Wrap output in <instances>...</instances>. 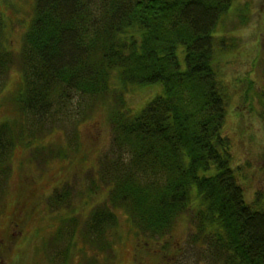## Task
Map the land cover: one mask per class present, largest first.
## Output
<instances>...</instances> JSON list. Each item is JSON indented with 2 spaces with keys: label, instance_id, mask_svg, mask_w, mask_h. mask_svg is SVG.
I'll return each mask as SVG.
<instances>
[{
  "label": "trees",
  "instance_id": "obj_1",
  "mask_svg": "<svg viewBox=\"0 0 264 264\" xmlns=\"http://www.w3.org/2000/svg\"><path fill=\"white\" fill-rule=\"evenodd\" d=\"M25 1L0 0V79L14 68L20 75L0 97L15 116L0 122V169L18 144L34 157L74 164L65 161L70 146L40 144L38 123L77 96L106 97L115 153H105L96 166L109 186L108 204L90 209L83 242L103 250L98 240L121 216L138 246L149 250L154 238L168 243L176 221L197 204L210 260L264 264V205L246 200L232 164L223 127L229 85L215 63L234 48L216 32L235 0H33L31 10L22 7ZM16 15L27 16L19 46ZM152 84L162 91L132 113L123 92ZM92 184L90 192L99 196ZM57 189L48 207L69 200L68 190ZM67 210L61 222L72 221L74 229V208ZM103 260L96 256L88 264H107Z\"/></svg>",
  "mask_w": 264,
  "mask_h": 264
},
{
  "label": "rangeland",
  "instance_id": "obj_2",
  "mask_svg": "<svg viewBox=\"0 0 264 264\" xmlns=\"http://www.w3.org/2000/svg\"><path fill=\"white\" fill-rule=\"evenodd\" d=\"M32 1L26 0L22 7L31 10ZM26 17H14L16 46L24 32L21 18ZM216 33L218 38L225 37L227 43L234 44L228 55L215 60L220 78L229 85L223 127L230 139L232 164L246 200L253 203L259 199L264 205V0H235ZM19 81L17 69H11L0 79V97ZM160 89L158 84L129 86L123 97L131 112L136 113ZM109 108L106 97L101 100L77 96L56 109L51 120L42 118L38 123L40 144L49 146L56 142L70 146L71 159L65 161L73 158L74 164L49 160L44 154L34 157L18 144L9 164L0 169V264H88L96 256L107 264H218L210 260L213 254L208 239L198 230L199 206L192 205L194 202L165 236L169 242L157 243L154 238L147 244L149 250H145V245L138 246L121 216L119 226L106 231V236L98 240V246L105 245L103 250L89 241L83 242L82 231H89L86 222L90 209L108 204L109 186L101 179L96 165L105 153H115ZM14 117L6 106H0V122ZM29 122L34 123L35 119L30 118ZM81 159H89V165ZM92 182L100 188L99 196L90 192ZM60 185L63 187L57 189ZM55 189L63 195L68 190L70 205L65 200L48 207ZM69 207L74 208L72 217L78 221L74 229L72 221L61 222ZM72 229L74 235L69 239ZM57 230L63 239L57 240ZM75 239L78 251L74 250ZM108 239L110 247L105 244ZM67 250L72 254L66 258Z\"/></svg>",
  "mask_w": 264,
  "mask_h": 264
}]
</instances>
